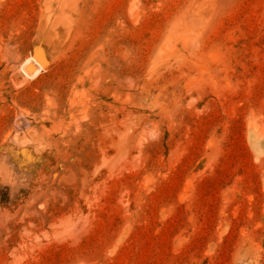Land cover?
Wrapping results in <instances>:
<instances>
[{
    "label": "rangeland",
    "instance_id": "1",
    "mask_svg": "<svg viewBox=\"0 0 264 264\" xmlns=\"http://www.w3.org/2000/svg\"><path fill=\"white\" fill-rule=\"evenodd\" d=\"M0 264H264V0H0Z\"/></svg>",
    "mask_w": 264,
    "mask_h": 264
},
{
    "label": "bare ground",
    "instance_id": "2",
    "mask_svg": "<svg viewBox=\"0 0 264 264\" xmlns=\"http://www.w3.org/2000/svg\"><path fill=\"white\" fill-rule=\"evenodd\" d=\"M30 60L25 64L24 68H23V72L31 78L37 77L40 73V68L38 66H36L33 63H29ZM30 69L32 71V73H28L27 70ZM42 69V68H41Z\"/></svg>",
    "mask_w": 264,
    "mask_h": 264
}]
</instances>
